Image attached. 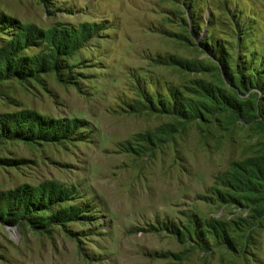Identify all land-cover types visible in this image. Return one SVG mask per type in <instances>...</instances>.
Segmentation results:
<instances>
[{
  "label": "rangeland",
  "instance_id": "rangeland-1",
  "mask_svg": "<svg viewBox=\"0 0 264 264\" xmlns=\"http://www.w3.org/2000/svg\"><path fill=\"white\" fill-rule=\"evenodd\" d=\"M0 264H264V0H0Z\"/></svg>",
  "mask_w": 264,
  "mask_h": 264
},
{
  "label": "bare ground",
  "instance_id": "bare-ground-1",
  "mask_svg": "<svg viewBox=\"0 0 264 264\" xmlns=\"http://www.w3.org/2000/svg\"><path fill=\"white\" fill-rule=\"evenodd\" d=\"M93 159L94 161L103 166L104 168H108V159H107V156H103L101 154H98V153H94L93 155ZM130 164V163H129ZM137 168L140 170V171H145L147 172L150 176H153L155 175L156 173V166H153V164L149 163L146 161V163H143L142 165H138ZM132 170V169H131ZM139 171V172H140ZM126 172V170H125ZM122 173V172H121ZM162 173H160L159 175H161ZM175 175V174H174ZM122 176V175H121ZM164 177V176H163ZM167 177V176H166ZM177 178V177H176ZM162 179V178H161ZM102 184L101 186L104 187V188H107L106 191L108 194H113L114 192L117 194V196L119 195H125V199L129 202V209H141L142 211L145 210V209H148V206L150 205V201H151V193L153 192L154 195H161L165 190L167 191L168 188H169V184H165V182H163L162 180H157V179H153L155 180V186H153L152 188V192L149 194V192H140L139 191H136V190H133L134 188L131 186V187H124L125 189H120L119 186L124 183V181H121V180H124L123 178H116V179H113V178H108L105 179L104 176H102ZM178 180V179H177ZM176 180V182H178ZM170 182V181H169ZM126 183V181H125ZM124 183V184H125ZM128 183V182H127ZM153 183V182H152ZM171 184V183H170ZM173 184V183H172ZM154 185V184H153ZM173 186V185H171ZM178 186V185H177ZM176 186V187H177ZM145 187V186H144ZM133 188V189H132ZM172 188V187H170ZM174 190V189H173ZM169 193V192H168ZM158 199V197H157ZM121 200V199H120ZM156 200V199H154ZM124 203V201H122ZM152 205V204H151ZM154 205V203H153ZM152 208V207H151ZM155 208V206H154ZM136 237V236H134ZM133 240H136V238H132ZM147 239H150V242L151 240L153 242H156L158 241V236H154V237H151V236H141L140 237V240L141 241H147ZM129 240V239H128ZM155 243V244H156ZM163 243V242H162ZM171 243V241H170ZM146 244V243H145ZM154 244V245H155ZM171 245V244H170ZM143 249L145 247H142Z\"/></svg>",
  "mask_w": 264,
  "mask_h": 264
}]
</instances>
